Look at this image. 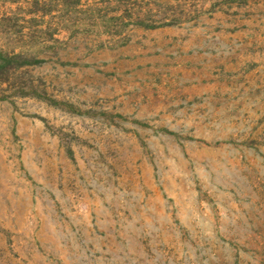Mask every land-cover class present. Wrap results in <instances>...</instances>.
<instances>
[{
  "label": "rangeland",
  "instance_id": "1",
  "mask_svg": "<svg viewBox=\"0 0 264 264\" xmlns=\"http://www.w3.org/2000/svg\"><path fill=\"white\" fill-rule=\"evenodd\" d=\"M0 264H264V0H0Z\"/></svg>",
  "mask_w": 264,
  "mask_h": 264
}]
</instances>
